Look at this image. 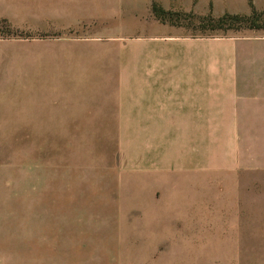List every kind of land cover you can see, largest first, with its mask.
<instances>
[{
  "label": "rangeland",
  "instance_id": "obj_1",
  "mask_svg": "<svg viewBox=\"0 0 264 264\" xmlns=\"http://www.w3.org/2000/svg\"><path fill=\"white\" fill-rule=\"evenodd\" d=\"M174 1L171 9L178 14L168 18L183 24L186 35L264 34L245 23L232 24L241 27L235 30L200 18L249 15L251 6L264 10V0ZM160 2L0 0V264H125L112 249L136 241L145 227L137 208L147 185L140 179L139 186L138 173L124 171L115 124L65 122L72 118L64 117L63 107L105 105L109 85L101 79L119 78L126 51L136 58L138 37L154 30L146 26L156 19L152 5ZM237 176L238 187L226 180L177 193L174 187L169 199H209L211 211L219 205L227 212L220 227H264V220H250V174ZM133 177L127 204L123 183ZM233 192L241 219L229 218ZM250 238L242 236L243 243ZM64 250L77 262H64Z\"/></svg>",
  "mask_w": 264,
  "mask_h": 264
},
{
  "label": "crops",
  "instance_id": "obj_2",
  "mask_svg": "<svg viewBox=\"0 0 264 264\" xmlns=\"http://www.w3.org/2000/svg\"><path fill=\"white\" fill-rule=\"evenodd\" d=\"M172 2L161 0L159 6L173 11ZM146 27L154 30L139 35L136 58L124 53L119 78L101 79L109 85L104 106L72 102L63 107L64 117L72 118L65 122L115 124L124 171L138 173L139 186L143 180L147 185L137 208L145 227H139L137 242L131 238L112 249L119 252L115 260L264 262V227H220L227 212L219 205L211 211L209 199H169L174 187L177 193V188L214 186L219 180L238 187L237 175L248 172L250 220H264V34L192 36L181 32L183 24L158 18ZM135 183L134 177L124 181L123 202L130 203L126 194ZM230 200L229 218H243L234 192ZM247 235L250 242L243 243ZM69 251L64 250V262L76 263Z\"/></svg>",
  "mask_w": 264,
  "mask_h": 264
},
{
  "label": "trees",
  "instance_id": "obj_3",
  "mask_svg": "<svg viewBox=\"0 0 264 264\" xmlns=\"http://www.w3.org/2000/svg\"><path fill=\"white\" fill-rule=\"evenodd\" d=\"M152 11L156 18L158 19H169L173 14H178V12L166 11L163 8L159 7L157 4L152 5ZM169 17V18H168ZM201 20L211 22L214 21L217 25H222L227 23L229 26L235 23H245V28L251 29H264V23H262L261 18L264 20V10H257L251 6V12L249 15L237 14L224 12L222 15L214 18L211 14L200 17ZM259 22V23H258ZM229 28H233L229 27ZM241 27L233 28L239 30Z\"/></svg>",
  "mask_w": 264,
  "mask_h": 264
}]
</instances>
